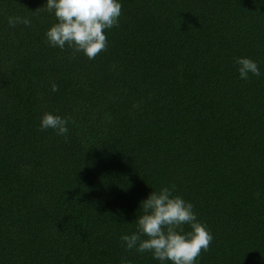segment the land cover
<instances>
[{
	"label": "trees",
	"instance_id": "trees-1",
	"mask_svg": "<svg viewBox=\"0 0 264 264\" xmlns=\"http://www.w3.org/2000/svg\"><path fill=\"white\" fill-rule=\"evenodd\" d=\"M45 2L0 0V264H159L121 236L161 186L212 234L198 264H264V0H120L92 60Z\"/></svg>",
	"mask_w": 264,
	"mask_h": 264
},
{
	"label": "clouds",
	"instance_id": "clouds-1",
	"mask_svg": "<svg viewBox=\"0 0 264 264\" xmlns=\"http://www.w3.org/2000/svg\"><path fill=\"white\" fill-rule=\"evenodd\" d=\"M44 5L56 18L45 32L48 44L61 50L67 45L73 54L82 53L89 60L107 50L106 30L118 26L122 9L120 0H46ZM7 23L9 27L29 26L31 21L28 17L10 16ZM234 64L241 80L261 76L257 61L251 58L235 57ZM51 90L57 91V85L53 83ZM69 123L68 117L44 112L39 128L65 136ZM139 210L142 214L135 219L136 230L121 236L127 250L151 252L159 264H198L197 258L208 250L213 237L197 219L190 201L173 195L172 188L161 186L140 202ZM185 225L189 231L184 230Z\"/></svg>",
	"mask_w": 264,
	"mask_h": 264
}]
</instances>
